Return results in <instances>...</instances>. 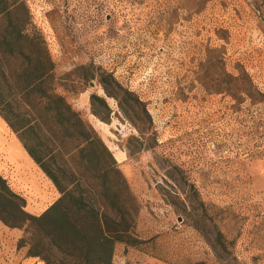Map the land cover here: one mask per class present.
Returning a JSON list of instances; mask_svg holds the SVG:
<instances>
[{
  "label": "rangeland",
  "instance_id": "374dc122",
  "mask_svg": "<svg viewBox=\"0 0 264 264\" xmlns=\"http://www.w3.org/2000/svg\"><path fill=\"white\" fill-rule=\"evenodd\" d=\"M24 2L53 65L50 85L100 135L134 196L131 230L143 241L116 242L112 264H130L123 255L264 264V0ZM23 67L0 54V142L23 145L14 128L32 124L36 132L23 134L47 162L80 172V139H62L44 100L21 81ZM1 153L4 165L19 161L6 145L0 161ZM1 166L27 212L59 197L58 189L42 197L38 165L31 193ZM0 226L4 264H45L27 255V224Z\"/></svg>",
  "mask_w": 264,
  "mask_h": 264
},
{
  "label": "trees",
  "instance_id": "16d2710c",
  "mask_svg": "<svg viewBox=\"0 0 264 264\" xmlns=\"http://www.w3.org/2000/svg\"><path fill=\"white\" fill-rule=\"evenodd\" d=\"M0 54L21 59V81L44 100L43 111L51 113L62 139H80L76 156L79 172L47 162L36 142L23 134L36 132L32 124L14 128L21 131L25 149L60 195L40 214H31L24 209L25 198L0 175V220L11 227L27 224V255L39 256L45 264H112L116 242L133 246L143 241L131 230L134 196L100 135L50 85L53 65L43 40L31 26L24 0H0ZM91 98L105 103L96 94ZM1 109L3 103L0 113ZM8 124L13 127L9 120ZM100 206L109 213L100 212Z\"/></svg>",
  "mask_w": 264,
  "mask_h": 264
},
{
  "label": "crops",
  "instance_id": "0c3cea01",
  "mask_svg": "<svg viewBox=\"0 0 264 264\" xmlns=\"http://www.w3.org/2000/svg\"><path fill=\"white\" fill-rule=\"evenodd\" d=\"M2 123L3 122H1L0 121V129H3L2 128ZM4 125V127H6L5 126V123L3 124ZM0 144H2V145H6V146H10V147H12L15 151H16V153H17V155H18V158H19V161L17 162V164H12V163H10V164H5L4 165V154H2L1 153V158H2V161H0V165H2L1 166V170H4V169H6L8 172H10V170L12 169V170H14V172H10L11 173V177H12V181H15L16 179L18 180V183H14V185L18 188V189H25V190H29V192L31 193V192H33L34 191V188H33V185H34V180H33V178H34V175L35 174H38L39 176L41 175L40 174V172L37 170V168H36V166L34 167V164L35 165H38L36 162H35V160L30 156V154L27 152V150L25 149V147H24V145H22L19 141H17L16 139H5L4 141L2 140V142H0ZM23 162V163H22ZM26 166H28V168H33V170L32 171H28L29 173H26L24 170H22L21 168H27ZM14 167V168H13ZM39 169L41 168L39 165L37 166ZM41 170V169H40ZM41 172H43V174L45 175V179H46V184H47V188H46V191H44L43 192V195H42V197L44 198V199H49V198H53V196H54V194L56 193V186L54 185V183L52 182V180L45 174V172L43 171V170H41ZM0 175H2L1 173H0ZM3 176V175H2ZM4 177V176H3ZM33 177V178H32ZM4 178H6V177H4ZM6 180H7V178H6ZM7 182H8V180H7ZM21 182V183H20ZM49 183L52 185V191L50 192V196L51 197H49L48 196V192L47 191H50V189H48L49 188ZM9 184V183H8ZM9 186H10V184H9ZM11 187V186H10ZM11 189L13 190V191H15L12 187H11ZM27 190V191H28ZM15 192H17V191H15ZM17 193H19V192H17ZM20 194V193H19ZM21 195V194H20ZM21 196H23V195H21ZM24 198H25V196H23ZM58 198V197H57ZM57 198H55V199H57ZM55 200H53V201H51V203H53ZM50 203V204H51ZM25 204H26V198H25ZM49 204V205H50ZM0 229H1V226H0ZM2 234H1V232H0V236H1ZM2 238L4 239V236L2 235ZM123 258L125 259V258H129V259H131V260H129L130 262V264H157V263H153V262H151V261H148V260H143V259H141V258H132V257H130V256H124L123 255ZM4 245L2 246V249L0 248V264H4Z\"/></svg>",
  "mask_w": 264,
  "mask_h": 264
},
{
  "label": "bare ground",
  "instance_id": "6f19581e",
  "mask_svg": "<svg viewBox=\"0 0 264 264\" xmlns=\"http://www.w3.org/2000/svg\"><path fill=\"white\" fill-rule=\"evenodd\" d=\"M7 149L8 150H14L12 147H10V146H7Z\"/></svg>",
  "mask_w": 264,
  "mask_h": 264
}]
</instances>
